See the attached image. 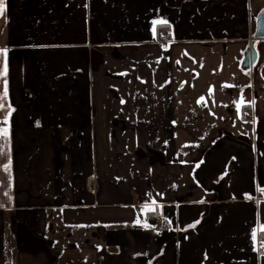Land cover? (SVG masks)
Here are the masks:
<instances>
[{
  "label": "crops",
  "instance_id": "obj_1",
  "mask_svg": "<svg viewBox=\"0 0 264 264\" xmlns=\"http://www.w3.org/2000/svg\"><path fill=\"white\" fill-rule=\"evenodd\" d=\"M4 6L0 264H264V0Z\"/></svg>",
  "mask_w": 264,
  "mask_h": 264
},
{
  "label": "snow or ice",
  "instance_id": "obj_2",
  "mask_svg": "<svg viewBox=\"0 0 264 264\" xmlns=\"http://www.w3.org/2000/svg\"><path fill=\"white\" fill-rule=\"evenodd\" d=\"M4 11H5L4 0H0V15H3ZM157 25L167 26L168 25V21L165 20V19H160V20H154V21H152V34H153L154 37L157 34ZM0 54H2L3 57H4V71H3L2 74L6 76V74H7V55H8V49L7 48L0 49ZM4 96L5 97L7 96V81L6 80H5V86H4ZM0 99H2V98H0ZM198 103H204V104H206L205 97H200ZM244 103H245L244 99L241 98L240 103L237 104L236 107L239 109L241 107V105H243ZM249 103H252V102H249ZM0 107H4V105L3 104H0ZM8 107L10 109V111H9V118H10L11 112L13 111V109H11V105L10 104L8 105ZM0 123L7 124L8 123V119L6 118L5 121L0 122ZM0 134L7 136L8 135V129L7 128H0ZM9 164H10V161H9ZM5 170L6 171L8 170V166L7 165L5 166ZM261 191H264V189H261ZM153 210L154 209L153 208H150L148 205H145L144 209H142V211H153ZM136 223L139 224L140 223V220L137 219ZM197 223H199V221L195 222L192 225H189L188 227L194 228ZM144 226L145 227H148L147 223H145ZM260 230L262 232H264V225H261L260 226ZM251 237H252V240L253 241H255L257 239V231L255 229H253V231L251 233ZM261 247H264V244H261Z\"/></svg>",
  "mask_w": 264,
  "mask_h": 264
},
{
  "label": "rangeland",
  "instance_id": "obj_3",
  "mask_svg": "<svg viewBox=\"0 0 264 264\" xmlns=\"http://www.w3.org/2000/svg\"><path fill=\"white\" fill-rule=\"evenodd\" d=\"M1 80V77H0ZM10 140L8 138L0 137V193L4 199L7 198L10 193ZM10 161V164H9ZM8 166V170H5V166ZM2 172V173H1ZM6 204L5 202L0 205Z\"/></svg>",
  "mask_w": 264,
  "mask_h": 264
},
{
  "label": "water",
  "instance_id": "obj_4",
  "mask_svg": "<svg viewBox=\"0 0 264 264\" xmlns=\"http://www.w3.org/2000/svg\"><path fill=\"white\" fill-rule=\"evenodd\" d=\"M260 40H264V8L260 11L256 21V31L254 34V40L251 46L245 51L242 67L245 70L251 69L259 61V51L256 47V43Z\"/></svg>",
  "mask_w": 264,
  "mask_h": 264
},
{
  "label": "built area",
  "instance_id": "obj_5",
  "mask_svg": "<svg viewBox=\"0 0 264 264\" xmlns=\"http://www.w3.org/2000/svg\"><path fill=\"white\" fill-rule=\"evenodd\" d=\"M159 35H160V37H166L167 33L165 31H160ZM168 43H169L168 40H166V39L162 40L163 48H166L168 46ZM248 119L252 120V121L255 120L254 114H252V112H249ZM257 202H258V200L255 201V203H257ZM164 222H165L164 215L162 213H159L156 216L155 223L152 225L153 230H160L162 225L164 224Z\"/></svg>",
  "mask_w": 264,
  "mask_h": 264
}]
</instances>
